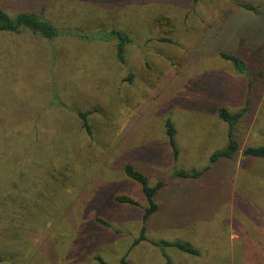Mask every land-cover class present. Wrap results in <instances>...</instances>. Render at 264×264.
<instances>
[{
	"label": "rangeland",
	"instance_id": "1",
	"mask_svg": "<svg viewBox=\"0 0 264 264\" xmlns=\"http://www.w3.org/2000/svg\"><path fill=\"white\" fill-rule=\"evenodd\" d=\"M54 1L33 0L24 9L64 14L54 20L61 29L128 31L136 39L125 59L135 78L121 84L131 72L114 60L111 43L0 36V110L10 112L13 134L7 137L0 125V138L14 165L6 171L0 163V200L15 184L32 189L25 212L1 213L0 264H120L124 257L127 264H165L161 249L149 243L162 240L201 251L191 257L167 248L174 264H264V160L242 153L264 144V78L254 74L249 111L235 131V159L198 181L172 178L176 170L203 169L225 147L228 127L218 110H241L248 80L219 54L236 55L253 72L264 67V0ZM60 47L71 55L56 64L53 79L48 55ZM81 54L86 71L74 76L73 60ZM77 62L82 65L81 57ZM88 85L101 88V97ZM79 111L89 114L91 135L81 128ZM167 120L175 129L176 160ZM29 164L37 172L18 181ZM126 164L149 186L165 184L159 211L145 225V200L124 175ZM220 179L223 188L216 187ZM197 185L205 188L186 189ZM119 195L138 207L115 203ZM142 235L147 241L136 244Z\"/></svg>",
	"mask_w": 264,
	"mask_h": 264
},
{
	"label": "trees",
	"instance_id": "2",
	"mask_svg": "<svg viewBox=\"0 0 264 264\" xmlns=\"http://www.w3.org/2000/svg\"><path fill=\"white\" fill-rule=\"evenodd\" d=\"M33 0H0V36H6L7 38H10L11 41H17L21 37H30L33 39H36L38 41H44V42H49L52 43L55 40L63 37L67 38L68 40H73L77 39L80 42L87 41V43H95L98 41H101L102 43H111L112 48H113V58L115 61H117L119 64L123 66L126 70L128 69L126 65V59H125V53L126 49L129 44H132L134 39H136L135 36L132 34H129L128 31H109L108 33H101L100 31L94 32L91 29H86V31L68 27L65 29H61L58 27L56 23H54V20H61L62 13L60 15L57 14V12H52L47 16L46 14L44 15L43 12L46 11V8L43 7L41 10V13H34L32 12L33 10L31 8H26L24 9V5L26 4L27 6L32 2ZM58 0H55L53 3L54 5L57 3ZM194 2H197V0H194ZM245 10L251 11V12H256L257 10L251 6V5H246L243 4L241 5ZM157 21V20H155ZM95 30V29H94ZM116 30V29H115ZM100 35V36H99ZM139 51L143 52L145 54V47L148 46L146 42H142L140 44H137ZM67 49L65 47H60L57 49H50L49 55H48V60H49V65L50 68L48 69V73L50 74V77H54L58 73L59 67L56 66V64L59 62L61 64L63 61H61L63 58L66 56L69 57L71 55V52H67ZM141 52V53H142ZM3 52L0 50V55L2 56ZM79 57H81L82 60V65L77 62L79 60ZM219 57L231 63L232 67L234 68L235 72L239 74H243L244 76L247 77L248 84H247V98L244 100L245 106L239 110L236 113H229L225 109H219L217 116L218 119L227 125L228 127V132H227V143L224 148L215 151L212 153V155L209 158V162L206 167H204L201 170H192L190 172L188 171H174L172 174V178L175 180H195L198 181L202 177L207 176V174H210L212 170L214 169H221L222 162H230L235 159L237 156L240 146L237 141V137L235 136V131L241 120L245 117V115L248 113L249 109V95L252 93V89L254 87V81L255 77L258 76L259 79L264 78V67L258 68L256 72H253V70L246 64L244 63L239 57L236 55H231V54H226V53H220ZM75 61V62H74ZM145 64L149 66L148 59L145 57L144 59ZM74 65H76V71L74 73V76L81 75L86 71V66H85V61L83 60V55H77V58L73 60ZM264 66V65H263ZM57 69V71H56ZM130 73H128L124 80H122L120 83L125 85H131L133 84V80L135 78V74L132 73L133 70L128 69ZM51 73H50V72ZM78 71V74H77ZM85 74V73H84ZM249 74V75H248ZM59 76V75H57ZM245 77V78H246ZM90 88V93L96 98L101 97L100 93H102V89H98V87H95L94 85H88ZM1 112L4 111V116L1 118L2 123L0 125H3L6 127V135L7 137H12V132L7 128L8 125V120L11 118L10 112L7 111V109H2L0 110ZM78 118L81 122V128L86 131L88 135H91V128L88 123V113L86 112H77ZM263 119H264V113H263ZM10 126V125H8ZM11 127V126H10ZM165 128V136L167 137L168 144L170 145L173 153V158L174 160L177 159L178 157V151L176 148V141H175V129L174 125L167 120L164 124ZM1 130V128H0ZM2 132H0L1 134ZM4 138H0V163L3 162V164L0 165V167L6 166L3 168L6 171H12L14 165L10 161V158H7V155L3 153V147H2V142ZM8 141H10L12 138H7ZM14 147V145L12 146ZM243 156L246 158H251V159H260L264 160V144L259 145V146H251V147H246L243 150ZM53 163H56L53 161ZM3 165V166H2ZM26 166L25 168L20 169V173L18 171V181L22 180L23 177H27L29 173L34 174L37 171L30 166ZM38 170V169H37ZM123 173L124 175L134 181L141 189L143 198L145 200L146 206L142 207L143 209V215H142V223L145 225L146 222L149 220L150 217H152L154 214L158 213L159 211V200H158V195L162 188L165 186L164 182L158 181L156 182L153 186H149L148 179L141 173L137 172L130 164H126L123 168ZM223 188V181L220 179L217 182L216 187ZM202 186V183L201 185ZM199 185L189 187L186 186V189H191V190H197L200 191L201 189H204L205 187L203 186L200 188ZM27 186H20V185H13L11 190V193L2 196L0 200V216L1 213L4 215L5 213L7 214V218L12 217L9 216L11 215H17L19 212H25L26 207H31L29 205V198H28V193L32 189H28ZM17 189L18 191H15ZM21 189V190H19ZM23 195H20V193ZM215 191H218L220 194V190L215 189ZM17 194L19 196H17ZM114 202L117 204H122V205H130L133 207H138V204L135 202V200L131 199L128 196L125 195H119L114 198ZM202 205V204H200ZM10 206H12V210H10ZM145 208V209H144ZM97 222L101 225L107 226L108 224L105 223L104 221L98 219ZM143 225L142 227V234L145 231V226ZM1 218H0V230H1ZM141 241H147L144 236L142 235L137 241H135L136 244H138ZM152 245L158 247L161 249V256L164 259L165 264H174L171 261V258L168 256V254L165 252L167 248H174L177 251L184 253L186 255H189L191 257H199L201 256V251L197 248H195L194 245H192L189 242L186 241H173V242H167V241H160L158 243H153L149 242ZM2 261V260H1ZM97 261L100 264H105L103 263L100 259H97ZM120 264H127L126 262V257H124L121 261Z\"/></svg>",
	"mask_w": 264,
	"mask_h": 264
}]
</instances>
